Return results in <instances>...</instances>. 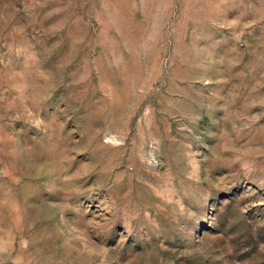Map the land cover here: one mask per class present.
I'll return each mask as SVG.
<instances>
[{"label": "rangeland", "instance_id": "374dc122", "mask_svg": "<svg viewBox=\"0 0 264 264\" xmlns=\"http://www.w3.org/2000/svg\"><path fill=\"white\" fill-rule=\"evenodd\" d=\"M0 264H264V0H0Z\"/></svg>", "mask_w": 264, "mask_h": 264}]
</instances>
